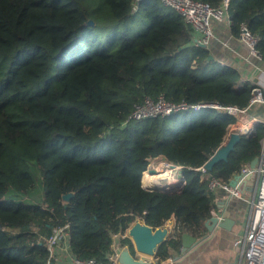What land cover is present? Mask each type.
<instances>
[{
    "label": "trees",
    "instance_id": "1",
    "mask_svg": "<svg viewBox=\"0 0 264 264\" xmlns=\"http://www.w3.org/2000/svg\"><path fill=\"white\" fill-rule=\"evenodd\" d=\"M131 2L0 0V264H47L45 237L63 223L71 252L98 260L136 217L152 227L174 219L158 259L179 251L183 232L203 235L214 192L197 167L247 114L203 107L124 119L145 94L244 108L253 85L194 45L173 8L140 0L132 12ZM228 13L234 35L248 22L264 57V0H229ZM263 137L258 121L209 173L230 180L259 154ZM158 158L182 165L180 189L142 186ZM120 245L131 249L130 237Z\"/></svg>",
    "mask_w": 264,
    "mask_h": 264
},
{
    "label": "built area",
    "instance_id": "2",
    "mask_svg": "<svg viewBox=\"0 0 264 264\" xmlns=\"http://www.w3.org/2000/svg\"><path fill=\"white\" fill-rule=\"evenodd\" d=\"M166 6L173 8L183 19L185 24L191 29V42L194 45L208 46L213 37L212 22L224 21L229 22L228 3L229 0H220L219 4L214 6L205 0H159ZM140 0H132L131 11L138 10ZM195 33L193 37L192 34ZM194 35V34H193ZM237 38L241 40L248 48L250 54L261 58L257 45L260 37L253 33L247 21L239 23ZM256 102H264V94L259 86L252 87V95L246 107L239 108L236 105H221L215 101H198L188 102L184 99L178 101L168 100L163 94L151 96L145 94L141 102L133 105L132 109L124 119V123L132 119H142L153 116H164L176 111L191 109L194 111L203 107H212L229 114L245 113L250 106ZM262 121L252 119L251 127L248 128L249 121L243 122L237 119L228 128L225 142L230 133L233 131L247 133L252 130L254 123ZM264 122V121H263ZM163 163V176L160 178V183L165 186L174 185V189H180L183 185V177L180 170L182 165L174 164L166 159L159 158L152 160L148 166L153 170L152 173H157L155 166L157 163ZM201 175L207 178V188L211 192L222 190L228 198H239L242 201L249 203L251 206V214L247 220L246 228L243 234L236 236L233 244L237 247L233 264H264V137L261 141V149L258 154V159L254 166L250 162L245 163L235 175L238 179L235 184H231L230 180L222 181L212 176L204 164L197 167ZM177 173V174H175ZM180 173V174H179ZM255 176L253 179L249 193L242 187L246 176ZM177 181L175 184L171 181ZM211 214L222 220L221 214ZM139 219V217H136ZM128 236L125 232H116L112 234L110 243V251L106 255V259L98 260L94 257H79L74 255L70 250L68 224L63 223L52 228L51 232L45 237V247L48 251L46 262L47 264H58L65 254L69 264H123L118 260V252L121 248L119 238ZM157 258V257H155ZM158 259V258H157ZM158 264H174V258L168 256L164 259H158Z\"/></svg>",
    "mask_w": 264,
    "mask_h": 264
},
{
    "label": "crops",
    "instance_id": "3",
    "mask_svg": "<svg viewBox=\"0 0 264 264\" xmlns=\"http://www.w3.org/2000/svg\"><path fill=\"white\" fill-rule=\"evenodd\" d=\"M212 30L213 37L207 46L212 57L222 64L237 68L242 81L259 86L264 94V57L258 58L250 54L247 46L231 32L230 20L229 22L228 20L213 21ZM193 34L194 37L195 33ZM245 113L247 119L243 122L252 119L264 121V102L254 103ZM171 182L177 183L175 180ZM252 182L253 178L251 177L244 180L242 184L250 198L249 191ZM212 210L214 214H221L222 220L228 217L232 221L228 226H222L218 224L220 220L217 219L216 222H209L210 228L206 226L203 235L194 236L191 234L196 238V241L184 250H181V243L179 251L171 256L174 258V264H233L237 253V247L233 244V240L236 236L244 233L251 214V206L239 198H228L222 190L217 189L214 192ZM173 223L174 219L169 218L164 224L168 227L169 232ZM61 258L62 260L58 264H69L65 254H62Z\"/></svg>",
    "mask_w": 264,
    "mask_h": 264
},
{
    "label": "water",
    "instance_id": "4",
    "mask_svg": "<svg viewBox=\"0 0 264 264\" xmlns=\"http://www.w3.org/2000/svg\"><path fill=\"white\" fill-rule=\"evenodd\" d=\"M87 23H92V20L88 19ZM190 42H187L184 46H189ZM208 57H212V54H209ZM242 133L233 131L230 133L228 139L221 144L217 149L214 150L210 158L204 163V166L210 170L215 161L219 159L227 158L230 150L233 149L236 140L240 137ZM258 159V155L255 156L251 161L250 165L254 166ZM146 170H150L153 172V169L147 166ZM144 172V171H143ZM142 172V175H143ZM253 178L255 180V176H246V179ZM238 179V175H235L231 180V184H235ZM183 180V179H182ZM184 182V180H183ZM141 184L146 189H158L164 191H174V185H169L166 188H158V187H146L142 183L141 176ZM73 195L72 191L66 192L62 195V198L67 200L70 196ZM216 216H210L207 220H205V225L209 227V222H216ZM232 221L231 218H225L223 220L218 221L219 225L228 226V224ZM168 227L166 225L152 227L151 225L146 224L144 221L135 218L133 223L128 227L127 234L132 241V248L130 249L128 246H121L118 252V260L123 264H158V259L155 258V252L158 244H160L168 235ZM196 241V238L192 236L188 232H183L181 234V250H184L188 247L192 242Z\"/></svg>",
    "mask_w": 264,
    "mask_h": 264
},
{
    "label": "bare ground",
    "instance_id": "5",
    "mask_svg": "<svg viewBox=\"0 0 264 264\" xmlns=\"http://www.w3.org/2000/svg\"><path fill=\"white\" fill-rule=\"evenodd\" d=\"M248 123L249 125H247V127L250 128L252 123L250 121ZM162 166H163L162 162L156 164L155 168L158 171L156 174L152 173L150 170H146V169L144 170L143 175H142V181H143L144 186L150 187V188L158 187L161 189L168 187L160 183V178L164 175L163 172H161Z\"/></svg>",
    "mask_w": 264,
    "mask_h": 264
},
{
    "label": "rangeland",
    "instance_id": "6",
    "mask_svg": "<svg viewBox=\"0 0 264 264\" xmlns=\"http://www.w3.org/2000/svg\"><path fill=\"white\" fill-rule=\"evenodd\" d=\"M140 29H143V27H139L138 29L134 30V31H137V30H140ZM240 121H243L244 119H239ZM159 159V158H158ZM153 160H156V159H153ZM177 174V173H175ZM34 189L36 191V193L38 194L37 198L35 199H32L33 201H39L41 200V198L43 197V188H42V180H41V175L38 174V175H34Z\"/></svg>",
    "mask_w": 264,
    "mask_h": 264
}]
</instances>
